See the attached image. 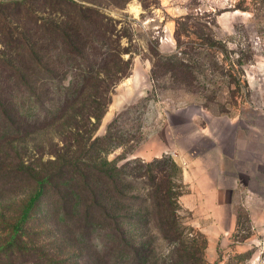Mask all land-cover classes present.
<instances>
[{"label":"rangeland","instance_id":"1","mask_svg":"<svg viewBox=\"0 0 264 264\" xmlns=\"http://www.w3.org/2000/svg\"><path fill=\"white\" fill-rule=\"evenodd\" d=\"M74 1L111 18L113 27L128 37L114 31L104 40L95 38L89 28L83 31L80 51L91 62L92 77L82 81L77 74L84 65L74 69L58 58V66L56 56L51 60L50 52L43 51L47 64L58 70L57 78L48 82L62 85V95H56L52 85L42 87L41 79L35 78L40 102L28 115L17 114L16 123L23 129L0 139V165L49 170L57 154L68 157L100 136L102 141L91 151L94 164L108 170L121 168L113 170V180L100 184L102 208L109 218L121 220L119 227L131 245L151 247L155 264H182V253L188 249L197 252L194 264H264V230L254 226L256 219L240 203L239 227L228 237V245L237 247L225 251L220 246L217 260L207 261L206 239L197 225L194 201L187 199L178 153L193 155L209 144L199 131L210 114L235 113L247 120L264 116V0ZM118 45L131 52L116 54ZM148 46L162 60L172 57L184 68L170 73L155 67L157 58ZM3 50L0 44V57ZM104 51L111 54L108 70L101 64ZM120 59L127 61V70L118 78L109 72L115 70L112 65L120 67ZM14 106L9 104V109ZM48 110L55 115L45 117ZM149 164L153 169L161 164L171 183L168 199H159L158 206L143 175ZM116 189L123 193L122 199L113 195ZM32 192L33 188L0 191V217L13 214ZM48 194H43L44 203L34 212L47 207ZM165 209L173 219L168 235ZM105 220L107 225L112 222ZM80 250L94 262L92 249Z\"/></svg>","mask_w":264,"mask_h":264},{"label":"trees","instance_id":"2","mask_svg":"<svg viewBox=\"0 0 264 264\" xmlns=\"http://www.w3.org/2000/svg\"><path fill=\"white\" fill-rule=\"evenodd\" d=\"M39 12L47 13V16H41ZM88 20H95L96 24L91 25ZM111 20L74 0L0 1V44L4 47L0 57V139L23 129L16 123L17 114L28 115L40 102L37 86L34 85L36 77L41 79L42 87L52 85L56 95H62V85L48 82L57 78L55 71L58 70L47 64L43 51L50 52V59L56 56L54 60L58 61V66L61 65L58 58L65 62V66L74 69L81 63L85 68H81L77 77L81 81L91 79V62L80 51L84 46L82 32L89 28L97 35L95 38L102 37L104 40L114 31L127 36L121 29L116 30ZM118 46V55L131 52L128 47ZM148 49L157 58L155 67L170 73L184 68L172 57L162 60L156 49L151 46ZM103 54L101 64L104 70H108L111 54L108 51ZM121 62L120 67L112 65L115 70L109 73L118 75V78L124 76L127 61ZM9 104L16 105L15 109H9ZM55 114L50 110L44 112V116L49 115V118ZM89 115L95 119L98 117L95 113ZM34 120H37L35 115ZM101 141L102 137L95 136L84 150L79 149L68 157L57 154L54 167L49 170L38 168L34 172L20 164L0 165V191L33 188L31 195L17 205L13 214L0 217V229L4 231L0 237V264L156 263L152 261L151 247L131 245L125 230L119 227L121 220L109 218L102 208L100 184L113 180V170L118 172L121 168L108 170L94 164L91 151ZM151 164L143 175L148 180L149 196L158 206L159 199L162 202L168 199L167 190L171 183L161 164L154 169ZM46 191L50 195L46 200L47 207L41 213L34 212L40 210ZM113 195L121 199L124 197L117 189ZM165 210L162 213L167 226L164 234L168 235L172 232L173 219L169 210ZM105 218L112 221L111 224L107 225ZM89 248L97 259H92L94 262L80 250ZM77 255L79 258H76ZM196 257V250L188 249L182 253V264H194Z\"/></svg>","mask_w":264,"mask_h":264},{"label":"crops","instance_id":"3","mask_svg":"<svg viewBox=\"0 0 264 264\" xmlns=\"http://www.w3.org/2000/svg\"><path fill=\"white\" fill-rule=\"evenodd\" d=\"M256 116L210 114L199 131L209 144L193 155L178 151L187 199L194 201L211 263L220 246L225 251L237 247L228 245V237L239 227V203L256 219L254 226L264 230V116Z\"/></svg>","mask_w":264,"mask_h":264}]
</instances>
